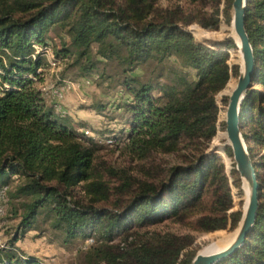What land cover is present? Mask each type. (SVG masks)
<instances>
[{"label": "trees", "instance_id": "trees-1", "mask_svg": "<svg viewBox=\"0 0 264 264\" xmlns=\"http://www.w3.org/2000/svg\"><path fill=\"white\" fill-rule=\"evenodd\" d=\"M189 1L211 11L191 14L179 5L158 9L155 0H0V187L8 186V201L10 195L29 198L20 216L23 232L45 209L52 214L53 227L66 238L89 237L95 231L107 236L95 250L97 260L190 264L196 254L191 249L193 235L154 232L136 238L131 228L168 219L184 222L204 209L207 212L190 221L194 229L210 233L237 227L244 207L235 209L224 158L207 154L206 149L214 138V146L223 149L225 134L219 128H225V112L221 113L216 96L222 90L229 95L235 86L237 79L231 77L238 76L239 65L230 63L229 49L236 47L230 52L240 61L239 49L233 38L208 45L189 28L190 33L184 30L182 25L193 23L207 31L218 30L221 23L223 0ZM231 4L232 0H224L226 23L232 20ZM16 12L27 15L16 18ZM244 25L255 65L252 86L240 103L239 126L256 172L258 209L242 246L214 264H264V0H246ZM55 26L66 29L76 63L82 58L90 61L88 55L96 44L101 58L117 59L128 72L123 86L129 96L117 107L127 114V130L121 132L125 148L140 157L154 150L195 151L188 149L186 162L172 166L166 179L158 182L133 181L127 173L111 168L121 181L116 192L130 193L123 204L111 209L97 204L108 201L112 190L96 167L95 142L85 139L70 117L55 112L39 85L44 79L37 70L48 66L46 38ZM61 52L67 56L68 50ZM171 56L192 69L193 75L173 72V83L161 84L157 95L150 81L129 74L138 64L163 62ZM54 58L62 61L55 53ZM223 101L227 106L228 97ZM226 153L232 159L229 146ZM231 173L234 191L243 195L244 206L241 179L235 169ZM12 177L21 181L11 194ZM77 186L89 202L75 197ZM113 232H122L123 240L109 243ZM19 238L13 236L0 248V264H43L16 248Z\"/></svg>", "mask_w": 264, "mask_h": 264}, {"label": "rangeland", "instance_id": "rangeland-1", "mask_svg": "<svg viewBox=\"0 0 264 264\" xmlns=\"http://www.w3.org/2000/svg\"><path fill=\"white\" fill-rule=\"evenodd\" d=\"M116 1L122 2L123 0ZM176 5L181 6L186 13L191 14L211 11V8L208 6L203 7L200 3L191 2L189 0H155V6L158 9L172 8ZM223 8L224 0L221 4V23L218 30L207 31L197 23H193L189 27L182 25V28L187 32V28H189V30L192 31L200 41L206 42L208 45L215 41H224L229 38L234 39L232 31L230 30L232 20L229 23L224 21ZM230 12L232 14V8ZM26 15L27 14L20 12L13 14L16 18H23ZM65 30L66 29H61L57 26L52 27L49 36L46 38L49 47L46 49L44 57L48 59L51 56H54L55 53L61 57L62 61H60L58 65L56 64L55 67L48 65L41 69L44 80L39 85H43L46 88V91H50L52 88H61L66 82L73 83L74 85L71 89L64 91L63 100L68 98V102L72 106H75L74 110H82L75 116L78 120L77 123L81 125V123L85 121H80V118L95 114V117L93 116L95 119L93 123L85 122L82 124L83 128L89 130V134H82L85 135V139H92L95 142L97 148L95 154L96 167L101 172V178L109 183L112 190L108 201L97 204L111 209L119 203L123 204L130 196L129 192H116L115 188L121 184V181L117 180L116 177L112 175L110 172L111 168L127 173L133 181L147 180L158 182L166 179L169 169L172 166L184 164L186 162V156L190 153L189 150H191L192 153L195 151L186 147L179 148L177 151L169 153L154 150L146 156L140 157L138 154L125 148L123 145L124 135L121 132H126L127 130L125 125L127 114L123 109H117V107L119 104H123L129 96L123 86L124 76L125 74H128V72H124L125 67L119 64L117 59L106 61L101 58L100 55L97 54L96 44L92 46V50L88 55L90 61L82 58L77 60L78 62L76 63L77 55H75L76 52H74V47L70 44L69 37ZM35 48L36 50H40L39 46H35ZM235 48L236 47H232L229 49L230 63L239 65L240 72L241 59L239 61L236 54L233 55L230 52L231 49L233 51ZM64 49L68 50L67 56L64 52H61ZM57 50H59L58 54ZM90 65H92V67H89ZM177 71L178 73L182 72L187 74L188 78H191L193 75L192 69L184 67L181 60L173 56L166 58L163 62L150 60L145 64H138L129 74L140 77L144 82L150 81L153 86V94L157 95L159 94L158 87L161 84L170 85L173 83V72ZM82 73H84V75H81ZM80 75L82 76L81 78ZM237 77L238 76H232L231 78L237 79ZM87 80L89 81L88 83H86ZM224 97H228V95L224 94L223 90L216 96L219 107L222 109L221 113L226 111V105L223 101ZM71 108L73 109V107ZM88 112L90 115H87ZM219 130L225 134V128L222 127L219 128ZM121 135L123 137H120ZM116 136L118 138L117 141ZM108 138H112L114 140L113 143H106ZM214 139L208 145L206 153H217L224 158L226 172L231 182V191L235 203V209H242L244 207L242 201L243 195L240 196L241 194H239L238 191H234L232 185L233 177H231V171L235 169V162L233 156L231 159L226 153V146H228L226 135L221 139V144L224 149H222V151H219L218 148L214 146ZM228 168L231 169V171ZM20 181L19 178L12 177L9 182L11 194L15 193L14 189ZM241 183L244 189V181L241 180ZM74 194L76 198H79L84 203L89 202L90 197L85 194L81 186H77L74 189ZM9 198L6 212L4 215L0 216V248L6 246L8 240L13 238V236L18 235L20 238L15 243L16 248L19 251H22L25 255L38 259L43 264H108L105 261L97 260L96 257H94L95 250L100 244L106 242L104 239H107V236L100 234L99 231V233L95 231L93 235L94 242L92 245L85 243L88 236L82 237L81 235H77L73 238H66L61 230L53 227L51 219L52 214L48 213L45 209L40 211L36 221L31 227L23 232L20 225V216L24 211L23 203L29 200V198L25 196L12 197L11 195ZM206 210L207 209L197 211L196 215L190 216L184 222H176L168 219L148 227L139 228L134 226L131 230L133 236L136 238H146L154 232L191 234L195 237V242L191 249L194 250V252L199 253V251L209 243L231 235L236 230H220L203 233L194 229L190 221H192L198 213L207 212ZM216 235L217 237L213 239ZM123 237L124 235L122 232H113L109 239V243H117L123 240Z\"/></svg>", "mask_w": 264, "mask_h": 264}, {"label": "water", "instance_id": "water-1", "mask_svg": "<svg viewBox=\"0 0 264 264\" xmlns=\"http://www.w3.org/2000/svg\"><path fill=\"white\" fill-rule=\"evenodd\" d=\"M246 0H232V24L237 36L242 58V70L239 72L236 84L230 94L225 111V132L227 145L231 148L235 169L240 179L248 186L246 208L237 224V232L232 242L225 248L208 254H195L190 264H214L235 252L252 229L258 209V181L256 172L249 156L246 143L239 126V107L245 92L252 86V75L255 59L249 37L245 30ZM189 32V31H188ZM190 33V32H189Z\"/></svg>", "mask_w": 264, "mask_h": 264}, {"label": "built area", "instance_id": "built-area-1", "mask_svg": "<svg viewBox=\"0 0 264 264\" xmlns=\"http://www.w3.org/2000/svg\"><path fill=\"white\" fill-rule=\"evenodd\" d=\"M45 52H46V49H45ZM47 61H48V65L51 67H55L56 64L58 65V63H60L58 60L54 58V56H51L50 58H48ZM41 69L42 68H39L37 71L42 72ZM88 82L89 81L87 80L86 83ZM73 85H74L73 83L66 82L62 85L61 88L56 87L54 89L52 88L50 91L47 90L49 92H47L46 88L43 85H41V90L43 91L44 95L46 96V98L49 99V102L54 106L55 112L61 117L68 116L70 113L68 108L64 104L63 94L65 90L67 91L71 89ZM77 131L84 133L86 135L89 134V130L87 128L80 127V128H77ZM113 141L114 140L112 138H108L106 140V143L111 144L113 143ZM7 191H8L7 185L0 187V216L4 215L6 212V207L8 203ZM93 242H94L93 236H89L86 238V241H85L86 244L92 245Z\"/></svg>", "mask_w": 264, "mask_h": 264}, {"label": "bare ground", "instance_id": "bare-ground-1", "mask_svg": "<svg viewBox=\"0 0 264 264\" xmlns=\"http://www.w3.org/2000/svg\"><path fill=\"white\" fill-rule=\"evenodd\" d=\"M232 15H233V12H232ZM232 36L234 37L235 42H236V46L239 49L240 43H239V40H238L237 36L234 33L233 24H232ZM239 54H240V50H239ZM240 59H241L240 71H241L242 70V58H241V54H240ZM225 135H226V132H225ZM243 181H244V190H245V202H244V210H245L246 204H247V200H248V186H247L246 181L245 180H243ZM244 210H243V212H244ZM236 232H237V230H235V232L233 234H231V235L225 236L223 238H219L216 241H213V242L209 243L208 245H206L205 247H203L199 251V254L213 253V252H216V251H219V250L225 248L226 246H228L232 242V240L234 239V237L236 235Z\"/></svg>", "mask_w": 264, "mask_h": 264}, {"label": "crops", "instance_id": "crops-1", "mask_svg": "<svg viewBox=\"0 0 264 264\" xmlns=\"http://www.w3.org/2000/svg\"><path fill=\"white\" fill-rule=\"evenodd\" d=\"M68 101H69L68 98L64 100V104L68 107L69 112H70L67 117H70L71 118L72 123L74 124V126L76 127V129L77 128H80V127H83L82 124L85 123V122L86 123H93L95 121V119L93 118V116L95 117V114H91L90 115L89 112H88L87 115H90V116H84L83 118H80L81 119L80 121H85V122H82L81 125H79L77 123L78 120H77V118L75 116L78 115L79 112H81L82 110L81 109H77V110L75 109L74 110V107L75 106H72ZM47 102H49V99L48 98H47ZM71 107H73V109Z\"/></svg>", "mask_w": 264, "mask_h": 264}]
</instances>
